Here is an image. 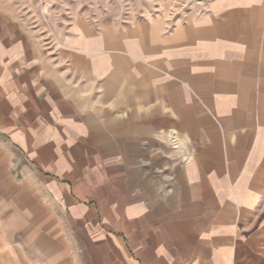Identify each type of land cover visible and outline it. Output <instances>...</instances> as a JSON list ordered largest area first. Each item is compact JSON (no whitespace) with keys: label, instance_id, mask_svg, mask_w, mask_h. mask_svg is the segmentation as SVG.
Instances as JSON below:
<instances>
[{"label":"crops","instance_id":"0c3cea01","mask_svg":"<svg viewBox=\"0 0 264 264\" xmlns=\"http://www.w3.org/2000/svg\"><path fill=\"white\" fill-rule=\"evenodd\" d=\"M0 264H264V0L47 39L0 0Z\"/></svg>","mask_w":264,"mask_h":264},{"label":"rangeland","instance_id":"374dc122","mask_svg":"<svg viewBox=\"0 0 264 264\" xmlns=\"http://www.w3.org/2000/svg\"><path fill=\"white\" fill-rule=\"evenodd\" d=\"M212 0H6L46 39L78 16L128 23L154 15L184 18Z\"/></svg>","mask_w":264,"mask_h":264}]
</instances>
